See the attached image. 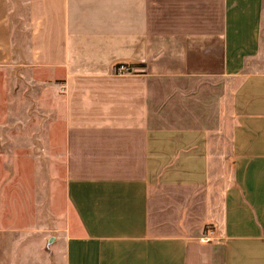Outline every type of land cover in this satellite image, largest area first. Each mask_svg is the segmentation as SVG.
Segmentation results:
<instances>
[{
    "label": "crops",
    "instance_id": "0c3cea01",
    "mask_svg": "<svg viewBox=\"0 0 264 264\" xmlns=\"http://www.w3.org/2000/svg\"><path fill=\"white\" fill-rule=\"evenodd\" d=\"M13 2L0 67L63 92L62 263L264 264V70L243 72L263 0ZM18 233L0 227V264H37Z\"/></svg>",
    "mask_w": 264,
    "mask_h": 264
},
{
    "label": "rangeland",
    "instance_id": "374dc122",
    "mask_svg": "<svg viewBox=\"0 0 264 264\" xmlns=\"http://www.w3.org/2000/svg\"><path fill=\"white\" fill-rule=\"evenodd\" d=\"M13 1L16 14L25 0ZM255 69L264 70V0L260 54L243 72ZM64 129L63 92L51 70L14 61L0 67V227L19 232V263L63 264ZM219 148L228 149L229 141ZM216 161L213 152V177Z\"/></svg>",
    "mask_w": 264,
    "mask_h": 264
},
{
    "label": "built area",
    "instance_id": "2783aa9c",
    "mask_svg": "<svg viewBox=\"0 0 264 264\" xmlns=\"http://www.w3.org/2000/svg\"><path fill=\"white\" fill-rule=\"evenodd\" d=\"M117 71H118V72H127V71H129V70H128V67L125 66V64H121V65H119V66L117 67ZM209 233H212V234H213V231H209ZM208 238H212V235H211V236L209 235Z\"/></svg>",
    "mask_w": 264,
    "mask_h": 264
}]
</instances>
